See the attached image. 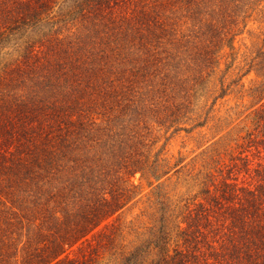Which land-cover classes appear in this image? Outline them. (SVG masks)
Here are the masks:
<instances>
[{
	"label": "trees",
	"instance_id": "obj_1",
	"mask_svg": "<svg viewBox=\"0 0 264 264\" xmlns=\"http://www.w3.org/2000/svg\"><path fill=\"white\" fill-rule=\"evenodd\" d=\"M0 264H264V0H0Z\"/></svg>",
	"mask_w": 264,
	"mask_h": 264
},
{
	"label": "rangeland",
	"instance_id": "obj_2",
	"mask_svg": "<svg viewBox=\"0 0 264 264\" xmlns=\"http://www.w3.org/2000/svg\"><path fill=\"white\" fill-rule=\"evenodd\" d=\"M259 20L254 21V23L251 25L250 30L240 35L235 41L236 48L234 49V54L236 55V64H238V66L242 68H244V60L246 58L248 50L254 45L257 40V35L256 32L254 33V29L257 30V28L261 26V22ZM253 76L254 75L251 74L247 78V80H249V78H252ZM186 134L187 133L183 132L181 135L170 141L168 148L171 152L176 153L179 149L182 148L183 145H185L186 148L189 149L195 147L196 141ZM133 179L135 182L140 183L141 185L142 198L138 203L132 204L123 212V218L126 220L137 219V216L141 213V208L143 206L142 202L143 200H145L147 194L151 191V186L148 184L147 180L141 179L140 173H137Z\"/></svg>",
	"mask_w": 264,
	"mask_h": 264
}]
</instances>
